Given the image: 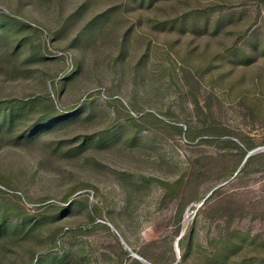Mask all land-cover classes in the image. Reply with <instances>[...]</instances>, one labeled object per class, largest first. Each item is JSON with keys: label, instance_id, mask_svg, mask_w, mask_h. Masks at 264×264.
<instances>
[{"label": "rangeland", "instance_id": "rangeland-1", "mask_svg": "<svg viewBox=\"0 0 264 264\" xmlns=\"http://www.w3.org/2000/svg\"><path fill=\"white\" fill-rule=\"evenodd\" d=\"M159 2L0 0L49 50L0 48V100L49 94L75 114L30 140L0 131V206L44 226L0 264H176L187 246L207 264L233 233L264 257V157L242 171L246 145L264 154V0ZM208 4L197 34L151 21Z\"/></svg>", "mask_w": 264, "mask_h": 264}, {"label": "trees", "instance_id": "trees-1", "mask_svg": "<svg viewBox=\"0 0 264 264\" xmlns=\"http://www.w3.org/2000/svg\"><path fill=\"white\" fill-rule=\"evenodd\" d=\"M140 5L147 4L148 7H155L158 5V9H163L159 6L160 0H133ZM169 3L170 7L175 8L177 3H189V0H164ZM190 5V4H189ZM216 5H205L201 8H192L188 14L191 15V22L187 23V13L168 15V18L158 19L152 18L153 26L162 30H168L173 32L174 29H178L181 32L186 31L189 27L195 34L196 23H195V12L206 14L209 10H214ZM206 18V15H204ZM155 22V23H154ZM207 28V23H205ZM39 32V29L33 27L30 23L17 18L11 14H0V48L4 50H17L21 49L20 45L28 44L31 45V53L26 58V61L36 60L39 57H46L49 52L47 45L33 43L31 37ZM197 34V33H196ZM16 45H19L17 47ZM71 110L61 111L54 103L53 99L49 94L39 95L32 99L29 98H14L9 97L7 99L0 100V131L7 133L11 136L16 134L17 138L22 140H30L38 136L42 132H46L54 128L58 124L70 121L75 114L70 113ZM25 126L21 133L19 129ZM181 132L182 127L178 128ZM253 146L246 145L242 151V161L245 160L242 171L246 172L248 168L258 159L263 158L264 154H250ZM241 161V162H242ZM165 187L169 185L165 182H161ZM3 183L0 182V187ZM3 187V186H2ZM2 190L0 189V192ZM67 200V199H66ZM65 200V201H66ZM87 205L90 209L89 216L92 217L96 210L90 206L89 200L87 199ZM52 210L57 215H62L67 212L66 207L53 206ZM45 214V213H44ZM182 213L180 219H182ZM43 216V215H40ZM41 222L38 219L32 218L24 209L19 206H13L12 208H2L0 206V247L5 244L14 243V241L27 240L29 237L39 236L42 231ZM56 232H53L50 240L56 242ZM184 238V237H183ZM182 238V239H183ZM181 239V241H182ZM180 241V244H181ZM245 245L252 246V240H249L240 234H228L220 240V244L213 254L207 258V264H264V257L258 255H249L245 251ZM191 248H187L183 252L182 259L176 264H185L190 254ZM57 262L54 251L46 250L43 253L35 255L31 252V262L29 264H54ZM135 264H141L139 261L134 262Z\"/></svg>", "mask_w": 264, "mask_h": 264}]
</instances>
